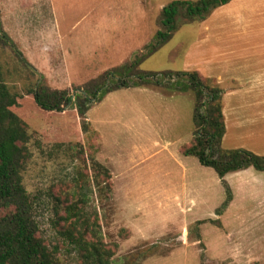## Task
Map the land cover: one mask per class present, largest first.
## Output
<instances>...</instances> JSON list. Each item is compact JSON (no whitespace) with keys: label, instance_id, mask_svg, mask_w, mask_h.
Segmentation results:
<instances>
[{"label":"rangeland","instance_id":"obj_1","mask_svg":"<svg viewBox=\"0 0 264 264\" xmlns=\"http://www.w3.org/2000/svg\"><path fill=\"white\" fill-rule=\"evenodd\" d=\"M171 1L0 0L7 43L0 45V67L20 96L15 111L29 123L31 157L22 184L34 198L38 236L56 248L59 264H85L55 225L58 200H71L75 184L112 264H264V171L248 167L220 179L179 153L193 137L195 100L191 90L180 89L185 79L174 75L199 72V63L213 59L212 48L219 52L229 39L262 32L230 23L264 20V0H233L204 20L179 17L170 38L150 53L162 29L161 9ZM131 64L132 73L154 74L159 85L138 86L127 69L113 72ZM107 72L103 88L110 90L90 99L86 134L66 128L65 122L81 121L75 109L55 115L33 106L29 91L37 83L73 95ZM78 143L84 154L76 158V149L67 147ZM91 159L110 174L108 195L94 184ZM224 185L231 201L222 208Z\"/></svg>","mask_w":264,"mask_h":264},{"label":"trees","instance_id":"obj_2","mask_svg":"<svg viewBox=\"0 0 264 264\" xmlns=\"http://www.w3.org/2000/svg\"><path fill=\"white\" fill-rule=\"evenodd\" d=\"M231 1L173 0L169 2L161 9L162 29L156 32L155 45L148 50L150 53L155 52L170 38L171 33L176 29L177 18L182 17L188 21L204 20L215 9ZM2 43L7 45L4 34L0 35V45ZM134 66L132 64L122 66L113 72L121 73L127 69L128 73L137 77V73L131 72ZM109 73L102 75L97 82H90L83 91L76 90L73 95L69 89L52 90L42 83H37L29 91L33 106L43 113L55 115H60L67 109H75L81 121L75 122L72 119L74 115H67L65 117L73 121L69 125L65 122L66 128L70 133H77V129L80 128L81 132L86 134L89 127L87 122H84V117L89 108V101L99 92L110 90L103 88ZM174 75L176 78L185 79L180 89L191 90L195 100L193 137L189 143L180 147V154L196 158L202 166L212 168L220 179L229 173L248 167L256 171H264V156L245 149L221 148V140L225 133L221 104L223 90L218 85H212L197 71ZM151 77L155 76L149 73L138 76L135 80L138 86L159 85V81ZM133 84L135 85V82ZM119 85L127 86L124 80ZM19 97L11 92L4 82L0 67V264H59L56 248H50L38 236V224L34 218V198L26 192L22 184V173L30 160L31 153L27 147L30 138L28 119L22 112L15 111ZM57 146L59 147V144ZM67 148L70 151L73 150L72 148L76 149V158L84 154L79 143L68 144ZM90 164L94 172L96 188L108 195L111 192V184L107 168L93 159L90 160ZM224 187L226 199L222 208L231 201L230 191L226 185ZM78 190L80 187L75 184L68 191L71 200L68 202L58 200L59 204L55 210L57 234L66 245L75 248L85 264H112L111 252L98 239L96 228L89 226L84 207L80 206L81 202L77 197Z\"/></svg>","mask_w":264,"mask_h":264},{"label":"crops","instance_id":"obj_3","mask_svg":"<svg viewBox=\"0 0 264 264\" xmlns=\"http://www.w3.org/2000/svg\"><path fill=\"white\" fill-rule=\"evenodd\" d=\"M246 7L250 11L257 9V5ZM230 25L263 31L249 32V38L245 37L247 31L242 39H229L222 51L212 48L213 59L199 63L202 66L199 72L214 78L223 89L222 149L248 148L245 150L264 156V20L237 21ZM257 36L260 38H254Z\"/></svg>","mask_w":264,"mask_h":264}]
</instances>
